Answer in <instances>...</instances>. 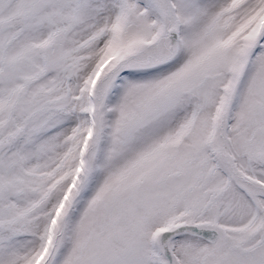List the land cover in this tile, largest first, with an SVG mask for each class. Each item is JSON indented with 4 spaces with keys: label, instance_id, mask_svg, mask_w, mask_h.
<instances>
[{
    "label": "snow or ice",
    "instance_id": "1",
    "mask_svg": "<svg viewBox=\"0 0 264 264\" xmlns=\"http://www.w3.org/2000/svg\"><path fill=\"white\" fill-rule=\"evenodd\" d=\"M0 264H264V0H0Z\"/></svg>",
    "mask_w": 264,
    "mask_h": 264
}]
</instances>
